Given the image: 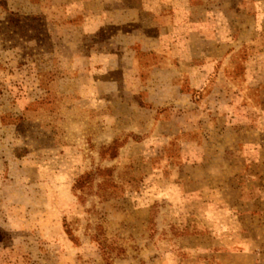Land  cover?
I'll list each match as a JSON object with an SVG mask.
<instances>
[{"label": "rangeland", "instance_id": "374dc122", "mask_svg": "<svg viewBox=\"0 0 264 264\" xmlns=\"http://www.w3.org/2000/svg\"><path fill=\"white\" fill-rule=\"evenodd\" d=\"M0 264H264V0H0Z\"/></svg>", "mask_w": 264, "mask_h": 264}]
</instances>
